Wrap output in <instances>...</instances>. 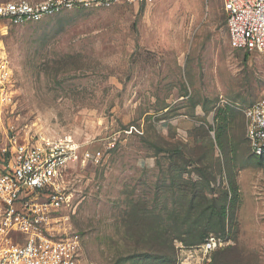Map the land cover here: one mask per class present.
<instances>
[{"label": "rangeland", "instance_id": "1", "mask_svg": "<svg viewBox=\"0 0 264 264\" xmlns=\"http://www.w3.org/2000/svg\"><path fill=\"white\" fill-rule=\"evenodd\" d=\"M0 53L12 72L0 150L66 136L103 149L99 162L72 169L70 206L46 229L79 242L80 264H159L143 256L145 218H195L173 191L179 176L201 182L207 200L228 191V217L207 236L224 239L221 249L205 255L174 240L171 264H264V156L250 151L245 114L264 100V53L230 47L222 0L91 5L0 22Z\"/></svg>", "mask_w": 264, "mask_h": 264}, {"label": "built area", "instance_id": "2", "mask_svg": "<svg viewBox=\"0 0 264 264\" xmlns=\"http://www.w3.org/2000/svg\"><path fill=\"white\" fill-rule=\"evenodd\" d=\"M152 0H26L0 1V22L20 26L81 6L117 3L146 4ZM228 42L244 52L264 53V0H222ZM12 72L0 53V111L7 99ZM246 138L255 156H264V100L245 112ZM106 149L114 147L107 139ZM103 149L83 148L71 136L58 140L17 141L0 150V264H80L81 246L71 237L46 232L52 213L70 206L68 176L74 167L99 162ZM207 237L205 255L224 246Z\"/></svg>", "mask_w": 264, "mask_h": 264}, {"label": "trees", "instance_id": "3", "mask_svg": "<svg viewBox=\"0 0 264 264\" xmlns=\"http://www.w3.org/2000/svg\"><path fill=\"white\" fill-rule=\"evenodd\" d=\"M178 148L177 146V148L171 150L173 154H178L177 157L185 153ZM189 154L186 153V155ZM201 172L198 173L200 178L203 176ZM179 178L181 176L175 179L177 183L173 191L186 200L188 210L185 214L191 213L195 218L166 219L173 226L171 223H166L165 218H160V221L157 218H145L147 232L144 233L141 241L144 240V245L151 251L143 254L147 258L146 261L158 259L159 264L167 261L168 264H171L170 251L173 249L174 240L186 246L200 245L210 232H222L225 228L228 210L224 201L227 199L228 191H221L222 195L217 201L212 199L207 200L205 190L203 189L205 186L201 182L184 181ZM206 183L208 184L207 180ZM173 230L175 231L174 234L170 232ZM219 249L221 248L216 250Z\"/></svg>", "mask_w": 264, "mask_h": 264}]
</instances>
